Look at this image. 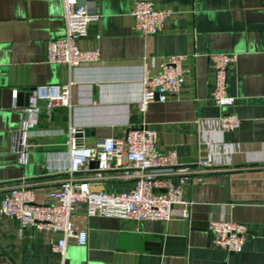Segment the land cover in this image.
<instances>
[{
    "label": "crops",
    "instance_id": "obj_1",
    "mask_svg": "<svg viewBox=\"0 0 264 264\" xmlns=\"http://www.w3.org/2000/svg\"><path fill=\"white\" fill-rule=\"evenodd\" d=\"M80 1H88L97 17L79 44L96 45L99 59L68 67L45 58V40L64 29L60 0H0V198L1 184L20 177L38 180L34 197L44 198L67 163L68 125L85 128L88 145L145 125L154 131L156 148L172 150L182 164L216 144L213 161L220 170L183 182L182 192L191 200L184 217L138 221L75 213L73 224L84 227L86 241L68 240L63 256L51 249L60 232L19 227L14 217L0 215V264H264V0H151L169 9L163 29L152 34L131 28L134 0ZM218 50L236 52L227 75L229 107L209 100L213 68L207 52ZM171 54H183L178 94L141 107L142 66L155 72ZM66 80L72 81L70 105L56 106L48 116L40 113V134L29 138L39 144L29 146L21 161L10 147L21 119L19 109L10 106L11 90L20 91L21 105L28 87ZM226 111L239 117L236 128L219 131L201 120ZM118 174L109 169L92 187L127 188L130 183ZM210 217L246 225L240 250L209 242Z\"/></svg>",
    "mask_w": 264,
    "mask_h": 264
},
{
    "label": "built area",
    "instance_id": "obj_2",
    "mask_svg": "<svg viewBox=\"0 0 264 264\" xmlns=\"http://www.w3.org/2000/svg\"><path fill=\"white\" fill-rule=\"evenodd\" d=\"M60 2L64 29L60 35L45 40L46 60L62 62L68 67L97 61L99 51L96 45L82 47L79 44L80 39L87 35L88 24L97 17V12L90 9L88 1ZM129 14L132 29L141 34H152L163 29L169 9L156 6L151 0H134ZM94 37L98 34L95 33ZM182 57L183 54L166 56L155 72L142 66L141 107L152 99L162 101L178 94L185 75ZM207 57L213 68L209 100L220 107H229L233 96L226 90L227 75L236 59V52L211 51L207 52ZM71 84V80H66L28 87L25 89L26 103L21 105L16 103L17 89L11 90L10 106L19 109L21 119L19 127L11 132L10 147L21 161L29 146L39 144V141H29V138L40 134L37 128L40 113L48 116L54 107L70 105ZM201 120H210L219 131H223L236 128L240 119L234 112L226 111ZM76 131H80V135H75ZM64 144L67 163L58 170L61 177L54 179L44 190L42 200L34 197V187L40 182L24 177L1 184L0 198V215L14 217L19 227L34 224L60 232V236L51 243V249L61 256L68 240L78 244L86 241L84 227L73 224L75 213L117 215L138 221L184 217L191 200L182 192L183 182L190 178L201 180L206 173L220 170L213 161L216 144L193 163H177L172 150L160 151L156 148L153 129L142 124L129 126L118 137H98L93 145L85 143L83 128L68 125ZM227 145L223 142V147ZM90 161L94 162L92 166ZM109 169L117 170L118 175L130 185L111 192L93 188L92 183L102 179ZM206 227L212 245L228 251L242 248L247 233L244 223L210 217Z\"/></svg>",
    "mask_w": 264,
    "mask_h": 264
},
{
    "label": "water",
    "instance_id": "obj_3",
    "mask_svg": "<svg viewBox=\"0 0 264 264\" xmlns=\"http://www.w3.org/2000/svg\"><path fill=\"white\" fill-rule=\"evenodd\" d=\"M19 95H20V91H17V92H16V101L19 100ZM26 99H27V91L25 92V99H24L23 104L26 103ZM78 128H80V127H78ZM86 132H87V131H86V129L84 128V129H83V133L86 134ZM75 135H80V131H76V132H75ZM93 164H94V162H93V161H90V166H92Z\"/></svg>",
    "mask_w": 264,
    "mask_h": 264
}]
</instances>
